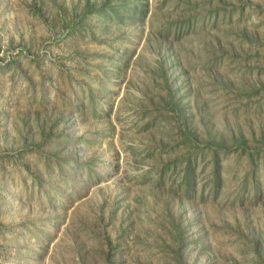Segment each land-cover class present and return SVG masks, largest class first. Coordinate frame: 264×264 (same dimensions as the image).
<instances>
[{
  "label": "rangeland",
  "instance_id": "1",
  "mask_svg": "<svg viewBox=\"0 0 264 264\" xmlns=\"http://www.w3.org/2000/svg\"><path fill=\"white\" fill-rule=\"evenodd\" d=\"M0 264H264V0H0Z\"/></svg>",
  "mask_w": 264,
  "mask_h": 264
}]
</instances>
